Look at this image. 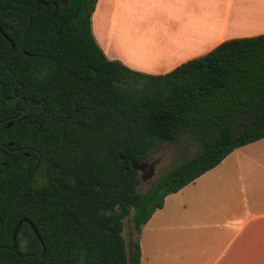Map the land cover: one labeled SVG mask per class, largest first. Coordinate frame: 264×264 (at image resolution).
<instances>
[{"label": "trees", "instance_id": "trees-1", "mask_svg": "<svg viewBox=\"0 0 264 264\" xmlns=\"http://www.w3.org/2000/svg\"><path fill=\"white\" fill-rule=\"evenodd\" d=\"M97 1L0 0V264H129V216L141 264L166 198L264 139V35L146 75L97 43ZM186 134L202 150L141 192L133 163Z\"/></svg>", "mask_w": 264, "mask_h": 264}, {"label": "crops", "instance_id": "crops-1", "mask_svg": "<svg viewBox=\"0 0 264 264\" xmlns=\"http://www.w3.org/2000/svg\"><path fill=\"white\" fill-rule=\"evenodd\" d=\"M92 31L109 60L165 75L264 35V0H98ZM139 242L141 264H264V139L169 195Z\"/></svg>", "mask_w": 264, "mask_h": 264}, {"label": "rangeland", "instance_id": "rangeland-1", "mask_svg": "<svg viewBox=\"0 0 264 264\" xmlns=\"http://www.w3.org/2000/svg\"><path fill=\"white\" fill-rule=\"evenodd\" d=\"M201 150L202 147L200 142L190 134H186L176 142H167L159 149L151 151L145 161L154 168L155 172L150 175V170L147 169V177L141 178L142 184L140 186V191L143 193L146 192L151 185L156 183L162 176L176 168L185 160L195 156ZM124 237L127 243L128 262L131 264L133 244L137 239L136 232L133 228L132 216L127 217L125 220Z\"/></svg>", "mask_w": 264, "mask_h": 264}, {"label": "water", "instance_id": "water-1", "mask_svg": "<svg viewBox=\"0 0 264 264\" xmlns=\"http://www.w3.org/2000/svg\"><path fill=\"white\" fill-rule=\"evenodd\" d=\"M12 126V124H9L8 126H7V128H9V127H11ZM133 168L136 170V171H144V170H150V175H152V174H154V172H155V170H154V168L152 167V166H150L149 164H145V163H133ZM149 175V176H150ZM27 223H29L32 227H33V225H32V223L31 222H29V221H27ZM21 224L22 223H20L18 226H17V228H16V230H15V232H14V249L16 250L17 248H18V245H17V236H18V232H19V229H20V227H21ZM35 233L37 234V236H38V233H37V231L35 230ZM39 237V236H38ZM40 239V238H39ZM40 241H41V239H40ZM41 243H42V245L44 246V244H43V242L41 241ZM44 251H45V248H44Z\"/></svg>", "mask_w": 264, "mask_h": 264}, {"label": "flooded vegetation", "instance_id": "flooded-vegetation-1", "mask_svg": "<svg viewBox=\"0 0 264 264\" xmlns=\"http://www.w3.org/2000/svg\"><path fill=\"white\" fill-rule=\"evenodd\" d=\"M15 152H18L19 150L18 149H16V150H14ZM9 157L14 161V159H13V157L11 156V155H9ZM140 163H145V164H148L145 160L144 161H142V162H140ZM147 170H144V171H138V176H139V178L141 179L142 177L143 178H145V177H147Z\"/></svg>", "mask_w": 264, "mask_h": 264}]
</instances>
